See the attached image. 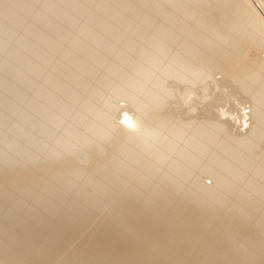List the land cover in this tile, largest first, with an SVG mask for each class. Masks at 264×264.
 <instances>
[{"label":"bare ground","instance_id":"bare-ground-1","mask_svg":"<svg viewBox=\"0 0 264 264\" xmlns=\"http://www.w3.org/2000/svg\"><path fill=\"white\" fill-rule=\"evenodd\" d=\"M263 54L264 0H0V264H264Z\"/></svg>","mask_w":264,"mask_h":264},{"label":"rangeland","instance_id":"rangeland-1","mask_svg":"<svg viewBox=\"0 0 264 264\" xmlns=\"http://www.w3.org/2000/svg\"><path fill=\"white\" fill-rule=\"evenodd\" d=\"M264 55V54H263ZM217 89V90H216ZM216 89H212V92H214L215 94H213V96H216V97H218V102H217V105L220 107L219 109L221 110V108H223L224 109V107L225 108H232L233 110H234V105L238 102V101H236L235 100V97H234V101H235V104H233L234 103V101H233V98H232V100H231V98L229 99V98H227L226 97V95H225V90H226V88H224V90L222 91V90H220V88L218 89V88H216ZM221 91V92H220ZM219 92V93H218ZM238 95H240V94H238ZM219 96L221 97V99L219 98ZM227 98V99H226ZM227 100V101H226ZM230 101H232V102H230ZM229 102V103H228ZM124 102L122 101V103L121 104H123ZM223 104V105H222ZM233 104V105H232ZM238 104V103H237ZM241 104L239 103V106H240ZM238 107V105H235V107ZM243 105H241V109L243 108L242 107ZM200 107H201V105H200ZM239 108V109H240ZM238 109V108H237ZM237 109L235 110L236 112H237ZM243 128H245V126L243 127ZM233 133H235V131H233ZM204 181L207 183V184H209V185H211V179L210 178H205L204 179Z\"/></svg>","mask_w":264,"mask_h":264},{"label":"crops","instance_id":"crops-1","mask_svg":"<svg viewBox=\"0 0 264 264\" xmlns=\"http://www.w3.org/2000/svg\"><path fill=\"white\" fill-rule=\"evenodd\" d=\"M125 125H127V124H125Z\"/></svg>","mask_w":264,"mask_h":264}]
</instances>
